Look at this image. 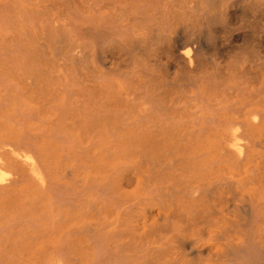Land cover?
<instances>
[{
  "label": "rangeland",
  "instance_id": "1",
  "mask_svg": "<svg viewBox=\"0 0 264 264\" xmlns=\"http://www.w3.org/2000/svg\"><path fill=\"white\" fill-rule=\"evenodd\" d=\"M207 1H162L141 15L130 11L107 29L129 40L108 46L100 45L99 29L88 28L99 11L80 8V35L90 43L82 46V57L56 62L50 42L42 58H32L42 60L48 82L60 78L67 88L27 93L41 112L25 136L44 151L38 169L47 185H62L64 173H74L72 199L80 206L78 214L66 206L59 216L48 190L40 202L32 184L17 194L0 192V264H227L229 253L246 241L233 205L248 194L264 205V0L243 8ZM40 10L55 18L67 14L58 4ZM101 13L114 11L107 6ZM188 41L204 44L191 58L175 60L172 54ZM70 89L92 115L70 114ZM54 99L67 100L50 112ZM240 106L259 111L255 137L263 143L259 157L242 166L220 155V132L202 123ZM60 108L69 112L68 121L52 133L46 120L59 122ZM15 119V103L1 99L0 138L21 147L27 138L11 135ZM75 224L71 250L58 248L63 233L54 230ZM251 234L264 246V221Z\"/></svg>",
  "mask_w": 264,
  "mask_h": 264
},
{
  "label": "bare ground",
  "instance_id": "2",
  "mask_svg": "<svg viewBox=\"0 0 264 264\" xmlns=\"http://www.w3.org/2000/svg\"><path fill=\"white\" fill-rule=\"evenodd\" d=\"M142 1L143 0H0V100L10 98L12 99L13 105L15 103L16 119L13 120L14 128L11 130L12 136L22 134L21 138L26 139L27 137L25 134L28 133L27 130L29 127L33 126V120L37 121L40 116L41 109L30 106L27 101L26 96L28 92L31 90L42 92L43 89L47 87V89L54 94V91L58 90L60 86L67 88V85L64 84L63 80L60 78L48 82L46 76L47 71L42 60L38 58L37 61H33L32 58H34L37 53H39V57L42 58L45 53L44 48L50 42L55 46V50L52 54L56 62H58V60L60 61L62 58H67L72 62L76 56L80 57L84 54L82 46L85 48L90 47V43L86 42L80 35L82 29L79 23L80 8H85V10L88 11L94 9L99 11L100 17L95 22H90L88 28L91 29L95 27L99 29L100 33L98 37L100 45L108 46L118 42L119 39V41L122 42H127V40H129L128 36L125 34L118 35V39H116L113 38V36H109L107 33V29L113 27L117 18H121L124 21L130 11H133L135 15H141L143 11L147 10V7L151 8V6H156L162 1H166L167 4H170L176 0H146V5H142ZM229 1L231 6L243 8L244 5H251L259 0ZM50 4L60 5L63 9L67 10V14L63 18H60V16L55 18V16L48 15L46 10H40L41 7ZM107 6L111 7L114 13L102 14V8ZM260 6L261 5H259V7ZM249 17L250 16H248V19ZM78 40L80 42L77 43ZM97 44H99V42ZM195 44L196 42L188 41L186 44L180 45L178 50H175L176 52L172 54V57L179 61L184 58H191L197 53L198 48L200 49L203 46L204 42L198 41V46H195ZM64 49H67V52L63 53ZM219 54H222V51ZM3 62L7 64L8 73L1 70ZM24 63L25 66H23ZM33 63H35V65H32ZM17 65L21 66L20 81L17 76L18 73L15 71ZM36 83H40V87H38ZM73 84L74 83L70 84V87H74L75 85ZM66 92L70 98L68 109L71 115H75L79 110H82L87 116L92 115L93 111L87 103L79 104L77 99H73V89L69 91L66 90ZM65 100L67 99H61V102L64 103ZM61 102L59 100L58 103L57 99L52 100L49 106L50 112H54L56 108H59ZM64 109L65 108L58 109V113L61 116L59 122H55L51 118L46 120L54 125L51 129L52 133H58V129L65 126L67 123V113L69 112ZM229 111V115L225 118L213 115L210 118H202V123L205 124L208 122L220 132L218 148L223 158L231 157L233 162L239 166L250 164L251 161L259 157L258 155L263 149L261 139L255 137L262 125L261 115L256 109H246L242 106ZM87 116V121L90 122ZM200 132L204 133L203 127H200ZM28 139L29 138H27V141H23V143L25 142L23 146L19 147L9 139L0 138L1 194H17L22 186L32 184L33 196L38 202L44 201L43 195H47V190L50 194L52 193V198L55 202V211L59 212V216L64 213V208L66 206L69 213L74 212L78 214L77 212L80 205L77 201L72 199L76 197V194L73 193V184L76 183L74 173L71 170H67L64 173L67 181L62 185H47L45 177H43V174L38 169L39 166H42L44 163V151L39 147L40 145L37 142L34 143ZM3 168L10 169L11 174H5V171H2ZM98 193L101 194L102 191ZM233 208L236 211L235 220L242 228L247 230L248 235L245 242L236 246L229 253L227 264H264V246L255 243L251 234V232L259 226L260 222L264 221V205L261 202L252 201L251 196L248 194L243 198L241 203L234 204ZM98 223L100 224L101 222ZM54 231L56 234L63 233L60 238H58L62 240L60 244H57L58 248H67L71 250L77 238L75 234L79 231L77 225H71L67 228L58 227ZM84 231L89 233L91 231L90 226L85 225ZM64 235H67V237ZM19 237L26 239L23 233L19 235ZM101 243L98 244L102 246ZM96 251L98 252V250ZM60 254L62 255V251ZM60 257L62 258V256ZM113 264H117V262Z\"/></svg>",
  "mask_w": 264,
  "mask_h": 264
}]
</instances>
